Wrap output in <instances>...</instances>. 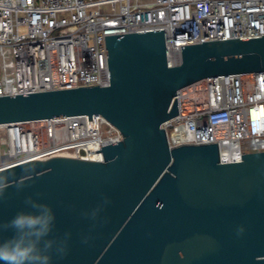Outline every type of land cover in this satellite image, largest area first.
<instances>
[{
  "label": "water",
  "instance_id": "obj_1",
  "mask_svg": "<svg viewBox=\"0 0 264 264\" xmlns=\"http://www.w3.org/2000/svg\"><path fill=\"white\" fill-rule=\"evenodd\" d=\"M104 42L106 85L0 96V123L97 113L122 136L94 150L101 160L0 169V243L18 214L46 209L49 264H264V151L220 162L216 142L170 146L162 126L181 87L264 71V35L180 45L172 65L162 29Z\"/></svg>",
  "mask_w": 264,
  "mask_h": 264
},
{
  "label": "built area",
  "instance_id": "obj_2",
  "mask_svg": "<svg viewBox=\"0 0 264 264\" xmlns=\"http://www.w3.org/2000/svg\"><path fill=\"white\" fill-rule=\"evenodd\" d=\"M156 29L172 65L180 45L264 35V0H0V96L106 85L104 35ZM174 97L177 114L162 123L170 146L216 142L220 162L264 151V71L207 77ZM121 138L97 113L0 123V169L54 155L101 160L94 150Z\"/></svg>",
  "mask_w": 264,
  "mask_h": 264
},
{
  "label": "clouds",
  "instance_id": "obj_3",
  "mask_svg": "<svg viewBox=\"0 0 264 264\" xmlns=\"http://www.w3.org/2000/svg\"><path fill=\"white\" fill-rule=\"evenodd\" d=\"M50 220L46 209L14 217L6 227L14 229L15 234L0 243V260L5 264H49L52 242L45 238L50 231Z\"/></svg>",
  "mask_w": 264,
  "mask_h": 264
}]
</instances>
